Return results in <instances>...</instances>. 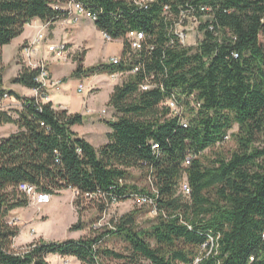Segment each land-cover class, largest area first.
Instances as JSON below:
<instances>
[{
  "label": "trees",
  "instance_id": "trees-1",
  "mask_svg": "<svg viewBox=\"0 0 264 264\" xmlns=\"http://www.w3.org/2000/svg\"><path fill=\"white\" fill-rule=\"evenodd\" d=\"M76 1L96 13L98 30L123 42L119 64L85 67L82 51L70 74H125L110 94L115 118L107 121V142L98 148L72 130L82 123L80 114L3 88L2 46L33 19L52 23L63 12L52 0H0V95L22 101L16 118L0 110V124L18 127L0 139V264H50V254L80 264H190L208 235L217 246L198 264H264V0H154L147 8L125 0ZM186 3L208 7L199 25L202 37L195 45L170 44L163 7L176 14ZM129 30L145 34L140 51L131 50L125 38ZM37 74L23 64L11 82L33 89ZM147 79L154 86L142 90ZM173 92L194 93L200 102L198 110L187 106L186 127L163 104ZM228 132L235 148L208 156L205 150L222 144ZM188 151L196 156L183 166ZM131 169L144 173L148 187L128 183ZM183 180L188 194L180 191ZM22 182L49 195L75 191L80 215L93 204L101 216L102 194L120 202L131 194L147 195L154 198L156 214L148 227L138 228L132 210L107 225H91L93 236L37 240L20 255L11 247L18 228L6 216L29 204L18 189ZM79 220L70 230L81 228ZM111 236L124 242L122 251L105 245Z\"/></svg>",
  "mask_w": 264,
  "mask_h": 264
},
{
  "label": "crops",
  "instance_id": "crops-1",
  "mask_svg": "<svg viewBox=\"0 0 264 264\" xmlns=\"http://www.w3.org/2000/svg\"><path fill=\"white\" fill-rule=\"evenodd\" d=\"M41 20L33 19L30 23L24 26L23 32L11 40L10 43L2 46V62L4 65L3 71V82L5 75L8 74L9 89L14 90L24 98L34 96V90L22 86L17 83H12L11 79L14 78L23 65L21 49L31 39H33L37 32ZM91 29L97 33H100L93 22L88 19H81L77 23L67 24L62 20L54 21L50 24L48 30L45 32L46 36L41 44L39 54L46 55L44 47L48 43H64L67 46L66 59L57 60L55 57H49V70L53 78L61 79L62 85L59 89L50 88L47 89V98L44 102L50 101L52 106L56 109H65L67 113L74 114L78 113L82 116V123L87 122V128L83 132H77L74 130L75 125L71 128L77 133L79 137L86 139L94 147L98 148L100 145L107 142V133L110 131L107 125L108 120H113L115 116H111L105 119V111L110 113L113 109L108 105L110 94L116 84L120 82L112 78L109 73L94 74L85 78H74L70 77L71 72L76 67V57L79 53L84 51L82 64L83 66H92L101 62H106L110 57H121L123 51V42L119 40V51H114L111 56L107 57L106 60L100 58V52L93 48L85 40V33ZM92 31V32H93ZM118 40V39H117ZM115 41V40H114ZM113 42V41H112ZM84 81V82H83ZM71 84L74 89H70ZM82 84V91L78 90V85ZM78 93L82 94L81 97ZM22 101L13 98H1L0 99V110L6 111L11 114L12 117H17V112L21 110ZM18 130L17 125L14 123H3L0 124V139L14 133ZM106 135V137L104 136ZM71 189L60 191L58 195H50L49 201L53 197L58 199H70L72 202L73 198L70 197V193H67L65 197L62 196L61 192H71ZM74 201V200H73ZM46 204V203H45ZM74 206V203L72 202ZM40 205L38 209H41ZM29 206L19 207L11 210L6 220L12 217H19L20 221L14 224L18 228V234L13 238L14 246H22L31 243L34 240L44 241H64L68 239H77L79 237L67 236V238L57 237L48 231H46L43 224L47 221V216H44L41 212L28 210ZM43 217H45L43 219ZM78 219V217H77ZM25 227L30 228V232H24ZM68 224H64V228L68 229ZM32 229L35 234H32ZM50 257L59 258L58 255L50 254L47 256V260ZM50 261V260H49Z\"/></svg>",
  "mask_w": 264,
  "mask_h": 264
},
{
  "label": "built area",
  "instance_id": "built-area-1",
  "mask_svg": "<svg viewBox=\"0 0 264 264\" xmlns=\"http://www.w3.org/2000/svg\"><path fill=\"white\" fill-rule=\"evenodd\" d=\"M130 3H132L134 6L138 8H147L150 2L154 0H125ZM52 7L60 10L63 12V16L59 19L62 20L64 23L71 24V23H77L81 19H88L91 22L95 24V21L97 20L96 13L92 11L90 8H87L84 4L81 2H78L76 0H64L62 2H55L52 4ZM163 15L170 20V26H169V43L172 44L174 40L179 41L181 45H195L197 42L201 39L202 33L199 30V25L202 21H205L208 17V7L205 5L200 4H192V3H186L184 6H181L178 9V12L176 14H173L168 6L163 7ZM50 21H42L39 25V28L37 32L35 33L33 39H31L27 44H25L21 49V56L23 64L29 68H36L38 69V74L35 77V81L38 83V86L36 88H33L34 90V98L35 101L44 102V99L47 98V89L55 88L59 89L62 85L61 79H55L50 73L49 70V57H55L57 60L60 59H66L67 56V46L64 43H48L44 47L45 56L42 54H39V50L41 49V44L46 36L45 32L48 30L50 26ZM210 29L212 27L210 26ZM102 38L107 42H112L114 39L108 34L107 32L100 30ZM192 37L194 40H196L195 44H188L186 42L187 37ZM125 38L127 39L130 48L132 51H140L143 46V42L145 39V34L142 31L138 30H129ZM236 55V54H234ZM121 61V57H110L106 63L108 64H119ZM139 69V66L136 65L132 68L131 72L135 73ZM122 75V73H112L110 76L112 78L116 77L117 75ZM154 86L150 80H145L140 88L142 90H147ZM83 85H78V90L82 91ZM14 96H11L7 93H4L3 95H0L1 98H13ZM163 104L169 109V114L172 116L177 117L179 122L182 126L186 127L188 120H187V106L191 107L194 110H198L200 108V102L195 99V94L191 93L190 95H182V94H176L171 93L169 94ZM230 138V132L227 133V135L224 137V141L228 140ZM158 144L153 143L152 148L156 151L158 149ZM196 156V154L192 151H188L185 155V158L183 160V166H188L191 162V160ZM148 180L151 184L150 178L148 177ZM151 187V185H150ZM180 191L183 194H188L190 189L188 186V183L186 180H183L180 183ZM19 191L23 192L28 198L29 202H34L35 204L39 205L42 203H46L49 200L50 195L42 192H38L36 188L26 182H22L18 185ZM151 190L153 192H156V190L151 187ZM132 196L130 198H135L139 203L148 205L152 208V212L156 214V208H155V201L154 198L149 197L147 195H137V194H131ZM103 196V210L101 213V216H107L110 213V209L114 207L115 205L119 204L120 201L116 197H112L110 200H107ZM20 219L19 217H12L11 219H8V223L11 225L19 223ZM94 228L100 227L102 225H92ZM32 234H35V231L32 229ZM264 236V232L262 234ZM208 241L202 244L199 248V254L195 257L194 261L190 264H198L202 257L208 255L211 253V251L217 246L214 242V237L211 235H208ZM34 240L29 244L22 245V246H14L12 244V249L16 254H26L29 252L36 244ZM32 264V263H31Z\"/></svg>",
  "mask_w": 264,
  "mask_h": 264
},
{
  "label": "rangeland",
  "instance_id": "rangeland-1",
  "mask_svg": "<svg viewBox=\"0 0 264 264\" xmlns=\"http://www.w3.org/2000/svg\"><path fill=\"white\" fill-rule=\"evenodd\" d=\"M55 2H62L64 0H52ZM88 29V32L85 33V40L88 44L91 45V48L100 52V58L106 60L107 57L111 56L114 51H119L118 43L119 40H115L113 42L105 41L102 36L93 31ZM260 40L264 43V35H261ZM186 42L188 44H195L196 40H194L193 36L187 37ZM117 82L120 83L125 79V74L117 75L114 77ZM84 82V81H83ZM3 88L8 90L9 81H8V74L5 75V79L3 82ZM70 89H74L73 85L71 84ZM78 96L81 97L82 94L78 93ZM106 110L104 117L108 119L111 116H114L112 111L110 113ZM87 128V122L85 121L83 124H76L74 130L77 132H83ZM237 129L236 126L232 128V131ZM106 137V135H104ZM235 148V142L230 137L228 140L224 141L222 144H218L213 148L205 150V153L208 156L216 155L217 153L228 154ZM128 183L136 185L138 188H146L148 187V181L145 178V175L139 169H131L130 170V177L127 180ZM63 193L62 196L65 197L70 193V197H74L76 195L75 191L71 192H61ZM50 198V197H49ZM73 198V200H74ZM72 200V202H73ZM49 201V200H48ZM47 201V202H48ZM42 203V204H35L34 202H29L28 210L31 212L32 210L36 212H41L44 216H47V221L43 224L46 231L49 233L57 236L67 238V236L73 237H81V236H93L95 232L92 230L91 225H107L110 223V220L114 216H120L124 213L129 211H135L136 213V225L138 228L148 227L151 224V220L155 217V213L152 212V208L148 205L139 203L135 198H130L125 201L120 202L119 204L115 205L110 209V213L107 216H100L98 209L93 204H88L87 208L82 211L81 215L78 214L77 207L72 205L70 199H58L57 197H53L50 203ZM41 206V209L38 207ZM81 222V228L78 230H70V227L78 222V219ZM45 217H43L44 219ZM64 224H68V229L64 228ZM24 232H30L29 227H25L23 229ZM105 245L108 248H112L114 250L122 251L124 249V242L117 236H111L106 239ZM50 260V261H49ZM50 264H80L79 261L74 257H59V258H49ZM105 264H116L115 261L105 260ZM143 264H147L144 262Z\"/></svg>",
  "mask_w": 264,
  "mask_h": 264
}]
</instances>
